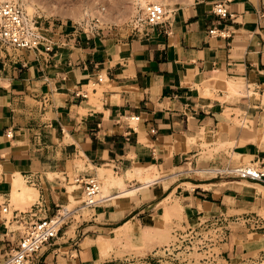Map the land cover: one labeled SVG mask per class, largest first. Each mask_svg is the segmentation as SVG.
Here are the masks:
<instances>
[{
    "label": "crops",
    "instance_id": "0c3cea01",
    "mask_svg": "<svg viewBox=\"0 0 264 264\" xmlns=\"http://www.w3.org/2000/svg\"><path fill=\"white\" fill-rule=\"evenodd\" d=\"M217 2L225 14L213 12ZM45 37L48 52L0 50V259L20 239L5 221L16 172L37 188L48 215L66 199L74 173L113 172L109 195L82 209L36 264H106L152 253L171 237L101 258L117 229L130 239L149 229L145 242H154L152 230L167 227L165 210L175 200L182 225L171 236L199 219L223 217L229 226L264 207L257 186L264 183L226 173L234 164L264 169V0H194L163 23L124 33L89 35L62 22ZM229 79L242 81L245 93L218 83ZM129 188L134 196L119 194Z\"/></svg>",
    "mask_w": 264,
    "mask_h": 264
},
{
    "label": "built area",
    "instance_id": "2783aa9c",
    "mask_svg": "<svg viewBox=\"0 0 264 264\" xmlns=\"http://www.w3.org/2000/svg\"><path fill=\"white\" fill-rule=\"evenodd\" d=\"M214 13L225 14L226 8L217 2L212 8ZM140 17L136 19L134 28L145 30L156 24L163 23L171 11L165 10L161 0H143L139 6ZM145 24V25H144ZM46 28L38 25V21L30 19L21 3L17 0H0V50H35L45 52L51 50V42L45 37ZM222 34V32H221ZM138 119V116H132ZM218 172V170H217ZM226 173L240 178L264 183V169L255 164L247 163L226 168ZM73 183L81 190L82 201L79 205L68 208L56 205L52 213L45 214L47 208L41 200L34 201L25 209H14L8 223H14L20 233V239L0 259V264H36L41 248L50 244L58 236L59 231L76 216H81L82 209L95 207L105 198L100 195L101 184L96 174H82L76 172L72 175ZM7 205L2 207L6 212ZM245 220L252 228L264 229V217L259 213L246 215ZM211 233V231H213ZM228 223L223 217L198 220V224L185 229H175L170 241L152 251V253L138 256H128L122 260L124 264H189L178 259V254L186 247H205L204 261L219 264L215 253H208L210 246H219L227 241ZM210 234H214L210 235ZM210 235V237H208ZM196 245V246H195ZM200 250V249H199ZM109 261L106 264H116Z\"/></svg>",
    "mask_w": 264,
    "mask_h": 264
},
{
    "label": "rangeland",
    "instance_id": "374dc122",
    "mask_svg": "<svg viewBox=\"0 0 264 264\" xmlns=\"http://www.w3.org/2000/svg\"><path fill=\"white\" fill-rule=\"evenodd\" d=\"M17 1L21 4L23 3V0H17ZM193 1L194 0L191 1L168 0L165 4V7L163 6V8L165 10L171 11L176 6L184 5ZM95 3L99 8L102 6L106 7L105 12L108 11L109 13L111 11L109 15L111 18L113 17V21H111L112 20L111 18L108 20V22L107 20L100 21L98 20V17L94 15H90V13L92 12V7L93 5H95ZM134 3L135 0H34L35 8L33 9L31 17L30 16L28 17L33 20L36 19L38 21V25H40L42 28L49 29L51 28V26L53 28L54 25L57 23L71 22L74 24L75 29L87 31L89 35L108 33L112 31L124 33L133 29L136 23V19L140 17L138 11L139 6H137ZM131 5L132 6L135 5L136 10L134 9L131 10L129 8L132 7ZM84 9L88 10L89 12L88 16L83 14ZM117 15H119V18H117L118 17ZM238 84L240 86L241 93H245V86L243 85L242 81H238ZM203 146H208V143L204 142ZM218 151H219L218 147L215 149H209L207 155L211 157L214 153H219ZM75 164L78 166L79 169L83 168L82 160L77 159L75 161ZM236 165L239 164H234L233 166ZM54 175L56 174H49V177H53ZM112 177H113L112 171L106 170L104 167L98 169L97 178L101 184L100 195H104V194L108 195L112 191L109 188V184H108L109 179H111ZM103 183L104 185L106 184L107 186L105 185L106 187H104ZM166 185L167 183L163 182V186L165 187ZM68 186H69L67 192L68 196L66 193V199L62 202L61 205L67 207L69 204L68 208H72L81 203L82 193L81 190L77 187V185L73 183V180L69 184H66V188H68ZM70 186L72 188H70ZM258 188L260 190L264 189L263 187L262 188L258 187ZM71 189L72 191L70 192ZM70 198L72 199L73 202L70 201L71 200ZM12 199L13 196L11 194V209L9 214L7 215L9 218L11 217L13 207H16L18 209H25L29 207L34 201H36L37 197L33 201L31 200L26 202L28 204L24 202H23L24 204L19 202L15 204V202L17 201L13 202L14 199L13 200ZM163 203L167 207L169 203H171L170 197L166 198L163 201ZM258 213L264 217V207L260 209ZM164 216H165V221H167L168 219V225L166 224L167 227L165 228L163 227L160 229L157 227L152 230L154 234L151 237L154 238L156 237L154 242H151L150 244L146 243L145 241L141 242L139 240V236H135V235L132 236L133 238L131 239L127 235L121 236V234L124 233L125 231L117 229L118 231L117 230L115 231L114 234L115 238H113V240L106 239L107 246L101 249V258L105 259L110 257V253L113 251L117 256L123 257L125 254H126L125 256H128L130 253H138L143 249L152 248L156 245H160L162 243L167 242L170 237L171 238L173 237L171 236V231L173 230V228L181 227L182 220L178 214H173L174 217L173 218L172 215H169L167 209L165 210ZM76 218L78 219L79 217L76 216ZM247 218L248 217L246 216H240L239 219L235 220L234 223H231L228 226V231H227L228 238L227 241L224 242L225 244L223 247L217 245L215 247L210 246L212 248L207 249L208 250L207 254L215 253L217 255L216 260L218 261L219 264H264V229H256L250 227V225L247 223V221L250 220H245ZM193 223H195V220ZM157 226L160 225L157 224ZM146 231H150V230L148 229ZM213 232L214 230L211 231V233ZM210 235L214 236V234H210ZM210 235H208V237H210ZM200 246L199 248L186 247L185 249H180L179 251L182 252L178 254V259L180 261L186 260L185 263H189V264H214V262L211 263L210 261H206V260L204 261V259H202L204 255H206L204 253V249L206 248L205 247L201 248ZM115 263L124 264V262L121 261H116Z\"/></svg>",
    "mask_w": 264,
    "mask_h": 264
},
{
    "label": "bare ground",
    "instance_id": "6f19581e",
    "mask_svg": "<svg viewBox=\"0 0 264 264\" xmlns=\"http://www.w3.org/2000/svg\"><path fill=\"white\" fill-rule=\"evenodd\" d=\"M142 1L143 0H135V3L134 4H136L137 6H141L142 5ZM168 0H161V4H162V6H164L165 7V4H166V2H167ZM191 1V0H190ZM97 3V2H96ZM95 3V5H93V7H92V12L90 13V15H94V16H96V17H98V20H100V21H102V20H107V22H108V20L111 18L110 17V15H109V13H111V11L108 13V11L107 12H105L106 10H105V8L106 7H98L97 6V4ZM23 6H24V9H25V11H26V14H27V16H30L31 17V14H32V12H33V9L35 8L34 6H35V4H34V0H23ZM92 4H94V3H92ZM91 4V5H92ZM132 6V5H131ZM131 10L132 9H134V10H136V6L134 5V6H132V7H129ZM91 9V8H90ZM84 10H86V9H84ZM83 10V14L84 15H86V16H88L89 15V12H88V10H86V11H84ZM73 12H76V11H73ZM75 14V13H74ZM77 14V13H76ZM119 14V13H118ZM121 14V13H120ZM126 15V14H125ZM77 16V15H76ZM80 16V15H79ZM118 17L117 18H119V15H117ZM128 16V15H127ZM92 17V16H91ZM126 17V16H125ZM112 20L111 21H113V17L111 18ZM114 19H116V18H114ZM115 21V20H114ZM120 21H122V20H120ZM218 83H220V85H221V87L223 86V88H226V87H228L227 89H230L229 91H231V92H239V91H241V89H240V86H239V84H238V81H236V80H233V79H229V80H226V81H218ZM240 84H241V82H240ZM242 86V85H241ZM241 93V92H240ZM188 137V136H187ZM188 140L190 141V143H192V144H195L196 143V138L195 137H191V138H188ZM223 142H225V141H223ZM222 142V143H223ZM203 145V144H202ZM206 145V144H205ZM14 175H12L13 177L11 178V183H12V185H11V194H12V196H13V199H14V201L13 202H15V201H17V202H15V204H17L18 202L19 203H26V202H28V201H33L34 199H36V197L38 196V190H37V188L36 187H34L33 185H28V184H26L25 183V181H24V179H23V176L19 173V172H16V173H13ZM198 176H202V174H200V175H198ZM140 178L138 179L140 182L141 181H145V180H148V179H150L151 177H154V174H149V175H143V177H141V176H139ZM64 178V177H63ZM106 183V182H105ZM189 184V183H188ZM103 185H104V183H103ZM106 185V184H105ZM104 185V187H106ZM205 186H206V184H205ZM257 186L258 187H260V188H262V186L261 185H258L257 184ZM70 188H72L71 186H70ZM131 188V187H130ZM125 189V190H123V191H121L119 194L120 195H125V196H134L133 194V192H134V190L135 189ZM68 189H69V186H68V188H67V192H68ZM104 189V188H103ZM105 190H106V188H105ZM72 191V189L70 190V192ZM136 191V190H135ZM69 192V193H70ZM100 193H101V191H100ZM105 193H108V192H105ZM133 193V194H132ZM118 194V195H119ZM105 195V194H104ZM109 195V194H108ZM67 196H68V193H67ZM70 196H72V195H70ZM12 199V200H13ZM69 199V198H68ZM71 199V198H70ZM178 199V198H177ZM70 201H72V199L70 200ZM77 201V200H76ZM73 202V201H72ZM71 202V203H72ZM23 203V204H24ZM70 203V204H71ZM26 204H28V203H26ZM30 204V203H29ZM22 205V204H21ZM68 206H69V204H68ZM67 206V207H68ZM167 209V211H168V213H169V215H173V214H177L176 212V210L177 209H181V206H180V203L177 201V200H175V202L174 203H172L171 205H169L168 206V208H166ZM9 211V210H8ZM181 217V216H180ZM118 231V230H117ZM119 233H121V232H119ZM116 235H117V233H116ZM115 236V235H114ZM150 236V231H145L144 233H143V235H141V236H139V240L140 241H142V242H144L145 241V239L147 238V237H149ZM118 237H119V235H118ZM115 238V237H114ZM154 238V237H153ZM109 239V238H108ZM103 252V251H102Z\"/></svg>",
    "mask_w": 264,
    "mask_h": 264
}]
</instances>
